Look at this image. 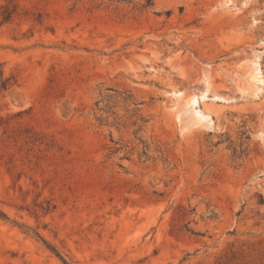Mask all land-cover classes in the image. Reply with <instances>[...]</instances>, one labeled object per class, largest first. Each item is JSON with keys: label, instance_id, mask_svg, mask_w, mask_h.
Returning <instances> with one entry per match:
<instances>
[{"label": "rangeland", "instance_id": "1", "mask_svg": "<svg viewBox=\"0 0 264 264\" xmlns=\"http://www.w3.org/2000/svg\"><path fill=\"white\" fill-rule=\"evenodd\" d=\"M0 70V264H264V0H0Z\"/></svg>", "mask_w": 264, "mask_h": 264}, {"label": "trees", "instance_id": "2", "mask_svg": "<svg viewBox=\"0 0 264 264\" xmlns=\"http://www.w3.org/2000/svg\"><path fill=\"white\" fill-rule=\"evenodd\" d=\"M2 9H3L2 13H1L2 21L3 22H8L11 19L13 13H14V9H10L8 7V5L3 7ZM2 75H3L2 71L0 70V89L1 90H6L8 88V86L10 85V80L12 78H3Z\"/></svg>", "mask_w": 264, "mask_h": 264}, {"label": "bare ground", "instance_id": "3", "mask_svg": "<svg viewBox=\"0 0 264 264\" xmlns=\"http://www.w3.org/2000/svg\"><path fill=\"white\" fill-rule=\"evenodd\" d=\"M251 76L254 80L259 81L258 76L255 72L251 73Z\"/></svg>", "mask_w": 264, "mask_h": 264}]
</instances>
